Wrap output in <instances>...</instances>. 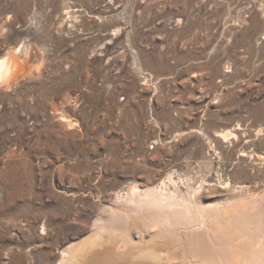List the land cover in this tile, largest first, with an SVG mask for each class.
I'll list each match as a JSON object with an SVG mask.
<instances>
[{
	"label": "rangeland",
	"instance_id": "rangeland-1",
	"mask_svg": "<svg viewBox=\"0 0 264 264\" xmlns=\"http://www.w3.org/2000/svg\"><path fill=\"white\" fill-rule=\"evenodd\" d=\"M7 55L0 264H59L93 234L134 249L95 231L115 215L138 249L158 240L133 191L187 201L201 222L163 225L175 233L153 249L176 262L225 260L250 238L264 256V0H0Z\"/></svg>",
	"mask_w": 264,
	"mask_h": 264
},
{
	"label": "bare ground",
	"instance_id": "bare-ground-1",
	"mask_svg": "<svg viewBox=\"0 0 264 264\" xmlns=\"http://www.w3.org/2000/svg\"><path fill=\"white\" fill-rule=\"evenodd\" d=\"M17 63L18 62L13 55L11 56L7 55L6 57L0 60V86L2 85L8 86L11 83V81L16 77L17 67H18ZM131 193L132 195H131L130 200L135 203L134 204L135 210L149 211L151 215L148 216V220L146 221H148L150 225L157 226L158 229L160 228V230L158 232L156 231L157 233L153 234V236H151L149 239L157 238L159 241L164 243L167 232L175 233L174 229L170 228L169 226L176 225V226L181 227L182 225H186L191 228L201 223L197 218H195L194 216L190 214L192 211H187V212L178 211L177 209L178 207L176 206H179V205L187 206L188 204L187 201L177 202L176 200H173L174 197L173 198L164 197V196H170V195L151 194L149 192H146L142 195L146 197L144 198L141 197L139 198V200H134L133 196H135V198L137 199L136 196L138 195V193L135 191ZM228 214L227 216L229 219V223L232 222V226H231L232 229L225 228L226 231H237L233 227L235 226V224L233 225L235 214L234 215L231 213H228ZM122 219H123L122 216L121 217L118 215L112 216L110 219L105 220L103 223H98V225L95 228V231H98L99 233H103V234L114 233L113 237L111 236L109 237V240L111 239V241H114L113 238H115L117 241L119 240L121 241V243L123 242V244H126V245L130 244V246L132 245L134 249L124 247V248H119L118 250L117 248L113 247L112 244L108 240L107 241L105 240V242L103 241V243H101L100 237H98L97 234H93L90 238L86 239L85 241L81 243L69 245L64 251V258H62V261L59 264H132V263L133 264L134 263L143 264L144 262H146V260L149 261V264L151 262L152 264H164V262H166V264H176V263L182 264L183 263V262L179 263L178 261L176 262L170 253L165 254L164 252H162L161 247L158 250L156 248L153 249L155 246H157L158 240L154 239V241L152 240L146 243V241H149L147 240L146 237L140 238L142 240V244H141L142 247L138 249L137 246H134L133 244L135 240L131 236H129L128 233H125L124 232L125 230L124 231L121 230L122 232L121 231L117 232L119 229L118 230L109 229V227L113 226L114 223L115 224L121 223ZM145 224L147 223L145 222ZM166 224H168L169 226L167 228L163 227V225H166ZM161 225H162V229H161ZM239 227H240V222H239ZM191 234H189L187 237L188 241H190L189 242L190 244L194 243V247L193 249H191V252L197 254L200 251L199 247L195 245L196 243L198 244V241L196 240L198 238V235L196 236V235H191ZM172 235L175 236L176 234H172ZM162 238L163 239L165 238V239L163 240ZM257 239L250 238L248 247L244 249V251L243 250L240 251V248H239V251H236L234 255H231L225 260H219L217 262L212 261V263H209V264H264V256L262 257L263 252L261 249V241ZM188 252H189V249H188ZM189 256L190 255L187 252L183 254V257L186 258V261L191 264V260L189 261L188 259ZM23 260L24 259L19 256L18 258L14 259L13 264H20L21 261Z\"/></svg>",
	"mask_w": 264,
	"mask_h": 264
},
{
	"label": "water",
	"instance_id": "water-1",
	"mask_svg": "<svg viewBox=\"0 0 264 264\" xmlns=\"http://www.w3.org/2000/svg\"><path fill=\"white\" fill-rule=\"evenodd\" d=\"M84 241H85V240H84ZM82 242H83V241H82ZM79 243H81V242H79ZM77 244H78V243H77ZM20 257H22V258L24 259L25 264H29V263H30L29 259L27 258V256H26L25 254H21Z\"/></svg>",
	"mask_w": 264,
	"mask_h": 264
}]
</instances>
